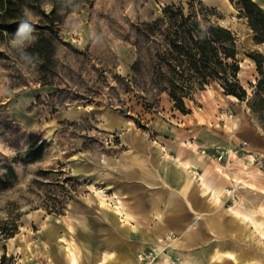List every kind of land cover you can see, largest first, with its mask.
Segmentation results:
<instances>
[{
  "label": "rangeland",
  "instance_id": "rangeland-1",
  "mask_svg": "<svg viewBox=\"0 0 264 264\" xmlns=\"http://www.w3.org/2000/svg\"><path fill=\"white\" fill-rule=\"evenodd\" d=\"M189 1L30 0L26 14L31 24L16 37L0 36V175L7 172L3 164L27 151L31 136L45 141L41 158L14 163L17 178L0 189V264H95L102 242L97 227L106 225L116 233L112 214L123 225L122 236L133 235L132 221L115 208L117 197H107L102 188L97 189L103 196L95 189L94 196L87 186L91 172L79 164L105 162L122 148L132 128L146 138L161 133L164 139L190 117L197 125L195 139L205 140L199 153L208 178L219 183L228 172L221 155L229 156L230 169L239 173L236 187L243 208L238 201L234 207L241 214L235 225L228 222L234 213L226 209L234 195L220 201L205 189L211 206L222 203L204 214L207 224L217 222L223 229L208 225L204 240L189 237V249L182 242L185 232L169 231L160 240L150 229L155 239L147 233L143 237L152 243L139 248L131 244L122 264H181L186 258L189 264H264V152L247 151L250 142L240 153L234 151L241 144L229 152L222 148L233 137L239 139L233 132L246 136L248 130L257 131L264 140V83L257 86L264 78V62L261 74L251 57L261 54L264 61V42L255 41L248 18L241 14V0H201L237 36L239 77L249 98L229 97L212 83L197 91L195 99L187 98L191 112L182 113L151 83L152 50L144 34L145 23L162 16L167 4L188 7ZM199 1L194 0L197 6ZM253 153L261 163L250 157ZM239 155L246 159L243 164L234 161ZM231 187H226L227 194L233 193ZM58 201H64L61 211ZM2 228L16 232L6 236ZM72 248L80 253L75 261ZM109 257L113 254L106 251V264Z\"/></svg>",
  "mask_w": 264,
  "mask_h": 264
},
{
  "label": "crops",
  "instance_id": "crops-1",
  "mask_svg": "<svg viewBox=\"0 0 264 264\" xmlns=\"http://www.w3.org/2000/svg\"><path fill=\"white\" fill-rule=\"evenodd\" d=\"M256 1L264 7V0ZM78 111L80 110L73 113L78 114ZM186 120L185 118L184 121L179 123L180 127L176 128L174 135L171 134L169 138L164 139L161 138V133L159 134L160 139L146 138L140 131L132 128L125 134L122 148L107 156L105 162L98 159L96 162H90L89 164L80 162L79 168L81 170L91 172V181L87 184L90 185L91 193L98 197L94 190L96 187L102 188L103 193L109 198L116 199L117 195L120 199L122 211L126 212L128 220L132 221L129 224L135 229L132 232L133 235L122 236L123 225L114 219L113 214V220L118 225L116 233L114 230L110 231V227L106 225H102L100 228L97 227V233L101 232L102 242L100 245L101 251H99L100 247L96 250L95 264H97V259L104 257L106 251L113 254V257L107 258L108 264H113L114 261L122 264V261L129 256V246L131 244L139 248L147 242L152 243L143 237V234L146 236L147 233L149 237L155 239L151 236L150 229L154 230L157 235H163L169 231H177L182 234V229L187 228L186 222L192 223L194 226L191 229L189 227V232L187 231V236H185L186 240L182 235V242L184 241L183 243L187 244L186 249H189V237L201 240H204V237L207 238V233L203 231L205 227L210 226V228L220 230L219 223L213 222L209 225L207 222L210 221L204 217V214L213 208L218 210L222 203L217 201V207L211 206V194L206 191L209 189L206 188V185L200 183L202 179H197L201 174L207 184L222 185L225 189L229 186L234 187V192L227 194L222 200L230 199L231 195H235L241 206L238 200L240 196L237 194L239 187H236L239 173L231 170L233 169V166L229 164L231 159L225 155L221 160V164L227 162L229 168L228 172H224L221 182L217 183L210 180L207 171H204L202 154L199 153V148L204 151L205 147L202 145L205 140L198 141V139H195V127L197 125L191 117L188 123ZM240 125L241 121L239 122ZM248 131H246L248 132L246 136H239L237 132L231 133L232 137L238 136L239 139L236 140L237 138L233 137L232 139L235 140L231 139V143L222 146V148L232 150L243 141H247L252 144V147L246 148L251 150L250 152H264V140H261L260 134L257 131ZM166 152L172 156L166 155ZM239 156L234 161L243 164L246 159L241 155ZM178 161L183 162V164L178 163ZM187 164L192 165L189 176L186 174L184 166ZM226 173L229 178L225 176ZM191 177H195L194 180ZM188 179L189 190L187 192ZM212 196L214 195L212 194ZM184 216L186 219L183 222L182 220L181 222H173L174 218L180 219ZM225 219L227 218H223V220ZM199 232L204 235L199 236ZM138 239H140L139 245L137 244ZM71 241L74 242L73 239ZM74 243L76 244V242ZM102 246H105V249ZM115 258L117 259L115 260Z\"/></svg>",
  "mask_w": 264,
  "mask_h": 264
},
{
  "label": "trees",
  "instance_id": "trees-1",
  "mask_svg": "<svg viewBox=\"0 0 264 264\" xmlns=\"http://www.w3.org/2000/svg\"><path fill=\"white\" fill-rule=\"evenodd\" d=\"M29 1L0 0V36L16 37L31 24L26 14ZM241 3V14L248 18L255 32V41L263 43L264 8L255 0H241ZM198 4L194 0L189 1L188 7L183 3L167 4L162 16L145 23L144 35L152 50L151 83L159 93H167L174 107L184 114L191 112L186 99H195L197 91L212 83H218L227 95L240 100L249 98L248 89L239 77L241 62L236 34L213 18V9L204 6L201 0ZM45 28L51 29V26ZM251 57L263 74L262 55L253 54ZM263 83L264 78L258 81L257 86ZM44 150L45 141L39 143L31 136L27 151L3 164L7 172L0 175V189L10 187V179L17 178L14 163L37 161ZM58 203L61 206L57 211H61L64 201ZM15 232L16 229L3 230L2 233L12 236Z\"/></svg>",
  "mask_w": 264,
  "mask_h": 264
},
{
  "label": "bare ground",
  "instance_id": "bare-ground-1",
  "mask_svg": "<svg viewBox=\"0 0 264 264\" xmlns=\"http://www.w3.org/2000/svg\"><path fill=\"white\" fill-rule=\"evenodd\" d=\"M230 96H232V98H234V99H237V97L236 96H234V95H230ZM78 108H81V106L79 105L78 106ZM87 108H89V109H92L93 108V106L92 105H88L87 106ZM74 111H77V110H74ZM73 111V112H74ZM131 129V128H130ZM166 155H169L168 154V152H166ZM169 156H172L171 154L169 155ZM178 163H180V164H183V162H181V161H178ZM185 166V170H186V174L189 176V172H191V167H192V165L191 164H187V165H184ZM225 176L226 177H228L229 178V175H227V173L225 174ZM181 177V176H180ZM194 178L195 177H191V179L192 180H194ZM198 180L199 179H202V182H200L202 185H206V188L207 189H209V191H210V193L211 194H213L214 195V197L216 198V199H218V200H222L223 198H225L226 196H227V193H226V189H225V187H223L222 185H218V184H215V185H212V184H207L206 183V181L203 179V175L201 174L198 178H197ZM196 179V180H197ZM188 181V184H187V186H186V191L188 192V190H189V179L187 180ZM230 181V180H229ZM234 181V180H233ZM183 183V182H182ZM201 184H200V186H201ZM87 186H90V185H87ZM237 186V185H236ZM95 190H97V192H98V195L100 196V198L103 196L102 195V193H101V191L102 190H98L97 188H95ZM116 197H117V199L115 200V208H117L119 211H121L122 209H121V204H120V199L118 198V196L116 195ZM173 200H176L175 198H172ZM172 201V200H171ZM236 201H237V198L235 197V195H234V199H233V201H232V205H230V207L228 208V209H226V210H229V209H231V210H233V213H234V215H233V218L232 219H230L228 222H234L235 223V221H236V218L237 217H239V215L241 214V212L240 211H238V210H236L235 209V203H236ZM184 218H174V220L175 221H173V222H179L180 220H183ZM223 222H225V221H223ZM233 223V224H234ZM235 225V224H234ZM194 225L191 223V224H189V222H186V229H183V232H185V233H187V231L189 232V227H190V229L193 227ZM219 227H221V229H223L222 228V226H220L219 225ZM240 227L241 228H244L245 226L244 225H242V224H240ZM198 235L199 236H203L204 234L202 233V232H199L198 233ZM14 237H12L10 240L12 241V240H14L13 239ZM158 238L160 239V240H162V236L161 235H159L158 236ZM158 242H160V241H158ZM181 242V241H180ZM157 243V242H156ZM176 243V242H175ZM166 244V243H165ZM164 245V242H161V243H158V246L159 247H162ZM159 249V248H158ZM79 256H80V253L78 252V250H76V248L74 249V248H72V259L75 261V260H77L78 258H79ZM164 258H165V256H164ZM165 259H167V257L165 258ZM100 264H106V262L104 261V259L101 257V259H100ZM135 262V261H134ZM157 264V263H156ZM158 264H163V263H158ZM181 264H189V261L187 260V258L184 260V261H182L181 262Z\"/></svg>",
  "mask_w": 264,
  "mask_h": 264
},
{
  "label": "built area",
  "instance_id": "built-area-1",
  "mask_svg": "<svg viewBox=\"0 0 264 264\" xmlns=\"http://www.w3.org/2000/svg\"><path fill=\"white\" fill-rule=\"evenodd\" d=\"M248 146V142L247 141H243L241 143V146H239L238 148H235V153H240L242 150H244L246 147ZM228 151V150H227ZM230 151V150H229ZM228 151V152H229ZM248 151V150H247ZM229 154V153H228ZM224 155H221V158H223ZM250 157H254L255 160L258 162L260 157L257 155V154H250ZM259 163H261V161H259ZM235 188L234 187H231L228 189V191L231 193V192H234Z\"/></svg>",
  "mask_w": 264,
  "mask_h": 264
}]
</instances>
